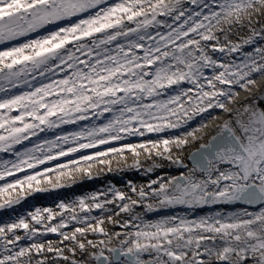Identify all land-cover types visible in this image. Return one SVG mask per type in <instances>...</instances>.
Listing matches in <instances>:
<instances>
[{
  "label": "snow or ice",
  "instance_id": "1",
  "mask_svg": "<svg viewBox=\"0 0 264 264\" xmlns=\"http://www.w3.org/2000/svg\"><path fill=\"white\" fill-rule=\"evenodd\" d=\"M262 21L264 0H0V153L15 157L0 162V195L9 193L0 208L21 203L13 192L45 191V181L63 186L60 178L70 165L91 177L94 163L111 164V158L101 159L110 154L131 153L135 167L142 153L154 155L186 170L131 185V195L112 189L104 200L94 194L61 203L59 213L38 208L28 215L43 231L23 217L0 226V264H48L45 253L53 254L52 264H264V93L229 107L239 98L237 88L251 93L257 78H264V45L257 43L264 41ZM212 109L228 118L204 142L197 133L206 122L187 126ZM81 121L92 123L17 150L40 133ZM181 128L168 137L116 146ZM192 141L199 147L185 163L181 154ZM87 149L100 150L57 164L62 171L55 184L46 175L52 167L28 172ZM106 205L116 206L115 216L131 217L118 222L126 231H107L103 216L77 215V208L111 211ZM213 205L246 207L154 222L136 212ZM57 215L62 219L51 225ZM71 221L84 227L61 231ZM18 229L30 245H20L25 237ZM48 233L62 237L61 244L71 242L65 247L72 258L51 241H36L37 234Z\"/></svg>",
  "mask_w": 264,
  "mask_h": 264
},
{
  "label": "bare ground",
  "instance_id": "2",
  "mask_svg": "<svg viewBox=\"0 0 264 264\" xmlns=\"http://www.w3.org/2000/svg\"><path fill=\"white\" fill-rule=\"evenodd\" d=\"M264 22V21H262ZM219 35V33H218ZM244 36L248 35V32L245 31L243 33ZM229 39L237 40L238 37L235 35H232L229 37ZM223 42V40L221 41ZM258 44L264 45V41H257ZM0 47H3L0 45ZM253 46H246L244 48L245 52H251ZM214 59L220 58L223 56L221 53H210ZM235 55V54H234ZM237 62H239V59L237 57ZM183 87H191V85H182ZM240 95L238 100L233 104L229 105V107H236L240 104H242L246 98H251L260 95L261 93H264V78H257L256 85L252 87L251 93H246L243 90L236 89ZM17 91H20L19 89ZM163 98V97H162ZM264 107V104L261 105ZM15 115V113H13ZM212 114H215V118H211ZM228 117L222 113L219 109H212L210 112L204 113L202 116L195 117L190 124L187 126L189 130L196 128L199 126L201 122H206L207 127L201 129L200 132L197 133L198 136L203 137L204 142H207L211 136L215 135L218 127L223 123L225 119ZM96 123H103V120L95 121ZM91 121H81L79 124H70V125H64L61 129H57L55 131L50 132H43L40 133L39 137H33L31 141H26L22 145L17 146V150L23 151L26 147H32L37 140L40 139H53L57 133H70L79 131L81 127L87 126ZM184 131V128L173 130L170 132L165 133H151L147 134L144 137H130L127 140L116 142V146H122L123 144L128 143H134L139 144L142 142H146L150 139L155 140L157 137H168L171 135H174L175 133H182ZM110 145H102L101 149H107ZM199 147V144L195 141H192L189 143L187 149L181 154L185 160V163H189L188 157L190 153L195 151ZM100 149H87L82 150V152H77L73 154L72 156L62 157L58 161H51L49 164L46 165H40L39 169H29L28 172L33 173L35 171H42L47 167H52L55 169L54 172L47 173V176H50L53 180V183L55 184L57 180V172L62 171L60 169H56V165L60 163H68L72 159H79L81 155H91L97 152ZM111 158V164H99L94 163L93 167L90 169L92 172V176L89 177L83 173L72 171L71 169L75 166L70 165L69 166V172H67L63 177L60 178V183L63 186L60 187H54L52 185H49L46 181L40 185L41 188L46 189L45 191H27V192H13L11 193V196L13 198L19 196L23 197L21 200V203L14 205L11 208H0V226H3L6 223H12L14 221H18L19 218H26L29 221L30 227H36L41 228V231H43L41 225H36L34 221L31 220V217L28 215L29 213L35 212L36 209H52L54 213H59L61 210L59 208V204L64 203L66 205L69 204H75L80 198L83 197H91L94 194L97 195L101 200H104L106 198H111V191L112 189L119 190L121 192H124L127 195H131V185H135L137 188L140 186H146L151 180L158 179L161 177L167 178V177H174L179 176L182 172H185V169H181L180 167L171 164L167 160H161L155 157L154 155L152 157L147 156L146 154H141L139 157V167H135L137 163V158L132 155L131 153L125 152L124 156L121 157L118 154H110V157H103L101 159H109ZM15 157L12 156L9 153H0V162H3L5 160H14ZM81 165H85L86 163H93V162H85L80 161ZM161 165L160 167H155V165ZM189 166H191L189 164ZM152 168L153 170L151 172H148L147 169ZM20 177H23L25 173L21 172L18 173ZM9 180H14L15 177H9ZM3 183V182H0ZM9 193H4L3 195H0V203H3L4 198L8 196ZM88 203H91V201H87ZM226 207L224 209L223 207ZM107 208L111 209V211H103V210H97L93 209L90 213H85L80 211L77 208V215L78 216H91V217H101L104 218V224L103 227L111 232H124L126 229H122L120 227V224L118 222H123L124 220H130L131 217L126 213H121L120 216H115L114 212L116 211L115 205H106ZM230 207V208H227ZM237 207V208H235ZM242 205H213V206H205L202 208H196L194 210L186 209L183 207H176V208H170L166 210L161 211H154V212H145L144 208L140 207L136 209V212L142 216V218L146 221H156L161 218L172 216V215H178V216H184L187 215L190 219H198L202 216L207 215H213L216 212H236L242 210ZM222 210V211H221ZM256 210V209H254ZM253 209L250 211H254ZM199 213H205L200 214ZM46 216L47 213H44ZM68 213L64 214L63 218H67ZM112 217L111 220L108 219V217ZM62 219L61 216L57 215L55 219L51 220V225H56L60 220ZM89 223H95V221L90 220ZM75 227H84V224H78L76 221L69 222V225L67 228L61 229V231L71 233L74 231ZM18 234L21 235L22 238L20 240V245L22 246H28L32 243L31 240H28L25 236V233L22 229L17 230ZM88 238L90 239H98L99 237L93 236L91 233H89ZM37 242L45 243L47 246V242L51 241L54 246H59L62 248H65V254L68 255L70 258H72L71 252L68 251V248L65 247L67 245L68 247H71V242L64 241L62 244L60 243L62 237H60L58 234L54 233H48L45 235L37 234L35 237ZM46 256L49 257L48 264H52L51 257L52 253H45ZM82 257L79 255V252L77 253L76 259H81ZM86 258V257H84ZM144 259H150L149 256L145 255ZM58 264H68L67 261L59 260Z\"/></svg>",
  "mask_w": 264,
  "mask_h": 264
},
{
  "label": "water",
  "instance_id": "3",
  "mask_svg": "<svg viewBox=\"0 0 264 264\" xmlns=\"http://www.w3.org/2000/svg\"><path fill=\"white\" fill-rule=\"evenodd\" d=\"M223 208H224V209H226V207H225V206H224ZM227 208H230V207H227ZM235 208H237V207H235ZM250 209H251V208H250ZM250 209H249V210H250ZM251 210H252V209H251ZM253 210H254V209H253Z\"/></svg>",
  "mask_w": 264,
  "mask_h": 264
},
{
  "label": "rangeland",
  "instance_id": "4",
  "mask_svg": "<svg viewBox=\"0 0 264 264\" xmlns=\"http://www.w3.org/2000/svg\"><path fill=\"white\" fill-rule=\"evenodd\" d=\"M222 211V210H221ZM223 212V211H222ZM200 214H205V213H199L198 215H200Z\"/></svg>",
  "mask_w": 264,
  "mask_h": 264
}]
</instances>
